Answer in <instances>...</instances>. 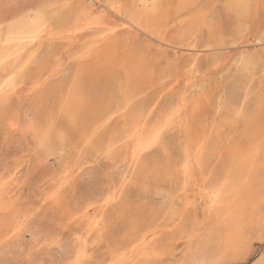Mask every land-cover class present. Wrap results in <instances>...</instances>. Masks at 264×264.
I'll return each instance as SVG.
<instances>
[{"label": "rangeland", "instance_id": "374dc122", "mask_svg": "<svg viewBox=\"0 0 264 264\" xmlns=\"http://www.w3.org/2000/svg\"><path fill=\"white\" fill-rule=\"evenodd\" d=\"M113 1L0 0V34L14 19L35 13L60 32L58 27L85 7L100 13ZM140 1L149 2L143 27L127 31V20L111 13L117 28L101 45L97 29L63 35L73 40L47 37L1 96L0 264H68L85 238L81 264H198L207 246L227 231L216 213L225 214L228 205L215 212L202 189L220 183H236L238 197L246 198L241 241L235 247L219 243L223 264H264V163L248 175L235 160L246 155L252 139L264 140V0H250L247 12L237 14L228 9L229 0H189L180 9L177 0ZM109 54L112 59H105ZM24 55L27 59L29 51ZM133 60L146 65L147 80L132 75ZM0 78L9 76L0 69ZM105 80L115 83L113 94ZM69 92L103 108L111 95L114 103L123 101L125 92L133 99L101 125L89 146L73 135L69 152L48 157L26 126L39 117L53 135H67L58 104ZM144 103L149 108L141 116L138 106ZM133 118L147 131L162 130L159 143L140 159L146 171L139 164L135 174L131 140L115 141ZM197 141L204 157L187 178L179 163ZM125 174L120 199L104 210L100 230L88 234L85 213L101 211L98 194L120 184ZM232 174L243 181L233 182ZM152 221L158 236L147 253L114 262V251L126 238Z\"/></svg>", "mask_w": 264, "mask_h": 264}, {"label": "bare ground", "instance_id": "6f19581e", "mask_svg": "<svg viewBox=\"0 0 264 264\" xmlns=\"http://www.w3.org/2000/svg\"><path fill=\"white\" fill-rule=\"evenodd\" d=\"M154 1H157L159 5L160 0H154ZM177 2H178L177 8L180 9L181 7H185L189 3V0H177ZM249 2L250 0H229L227 6L229 10H231L236 14L246 13L247 10L249 9V5H250ZM147 3L149 2L133 0V2L128 4L123 1L115 0L107 4L106 10H103L100 13H95L91 11L90 7L89 8L85 7V9L81 10V12L77 15L74 21H66L63 24H61L58 28L61 29L60 27H62L63 30H61L60 32H57V29H55L54 30L55 32H53V30L50 27H48L45 15L42 13H35L31 17L21 16L19 18L14 19L11 23H9L6 26V28H3L5 29L4 33L2 35L0 34V69L6 71L9 76V79L6 81L3 78H0V98L1 96H6L9 93V90L14 86L13 82L15 77L17 76L18 73H20L22 68L30 62L29 59L30 58L32 59L35 56L37 50L40 48L45 38L53 37L54 39H58V40H63V39L73 40L75 39L74 36L68 35V37L66 36L67 38H65V36L63 35L70 34L76 30L84 31L87 29L88 30L97 29L96 43L97 45L99 43H100L99 45H101V41L104 40L103 37H105L107 33L113 32L115 28H117L116 26H114V24H112L113 22H112L111 13L118 14L121 17H124V19L127 20L126 23H128V26L125 24L123 26L127 31H130L133 29V27H137V26L143 27L144 25L143 15L146 14L149 10ZM67 28H71L70 29L71 32L66 31ZM161 42H163V40ZM27 51H29V55H27L28 57L26 59V57H24L25 56L24 54ZM98 55L100 54L98 53ZM110 57H111L110 54L104 56L105 59H108ZM111 59L112 58H110V60ZM142 63L143 62L138 63V61L133 60L131 64L132 75L135 78L141 77L143 79L141 82L148 79V73L145 68L146 65H143ZM104 85H107L106 89L110 90L111 94L115 92L114 82H111L110 80L107 81L105 80ZM69 93L63 95L60 98L58 104L59 112L63 113L64 117L66 118L65 127H63V129H66L67 135H69L68 137L67 135H62V134L55 135L56 131L55 134L53 135L52 132L54 131L49 127L48 129L47 127H45L44 124L40 123L41 121L39 117L38 118L36 117L37 121L34 119L28 121L26 126L28 127L32 136L34 137L38 147L41 148L43 153L48 157L57 155L62 151L69 152V149H71L72 147L70 143L71 140H69V138L73 135L79 137V139L83 140V142L89 146L93 142L92 139L97 134L101 125H103L105 121L109 120L116 112H118L119 109L125 107L123 105L130 103L131 100L133 99L132 94L130 95L131 92H125L122 98L123 101H117L118 103H114L111 95V97L107 100L103 108V106L100 105L93 106L91 105V102L88 104L85 103L83 98H81L82 96L81 93L80 96L76 92H71L70 94ZM148 108L149 105L146 103L140 104L138 106V111L142 114L141 116H143L144 112H146ZM36 111L38 113V110ZM41 112L39 113L41 114ZM41 115L40 117H42ZM143 124L144 123L142 120L133 118L131 124L129 126H126L124 130L118 132V134L115 136V141L119 143L122 142V140L124 139L131 140L130 156L132 159V167L134 168L135 171L134 174L137 172L142 155L147 150L151 149L152 146L159 143L162 136L161 127L152 128L151 130L147 131L144 128H140ZM50 129L52 132L50 131ZM25 132H28L27 129L25 130ZM195 143L196 144L193 145H191L190 143V145L186 147L185 156L179 163L180 169H182L181 170L182 173L187 178L193 175V172L196 169V165L201 164L204 157V153L201 151L204 149L202 143L200 141L199 142L197 141ZM208 152L209 150H207L206 153ZM212 152L213 151L211 148L210 153L213 154ZM262 153H264V140L262 141L260 139L259 140L252 139L248 144V148L245 156L243 155V157H239L237 156L238 154L235 155L237 157V158L235 157L236 164L243 170V172L248 173V175L257 173L258 172L257 166H263L264 163V162H262L261 164L258 163L260 155ZM208 156L206 157L207 159L211 157ZM140 165L142 169L144 168V170L146 171L145 169L146 167H144V164L141 163ZM139 169L141 173H143L142 171L144 170H141V168ZM238 172H237V176L243 177V175H245L243 174L242 171L239 172V174ZM68 174L69 173H67L65 176H67ZM232 176H233L232 178H234L233 174ZM240 177L239 178L235 177L236 179H238V181L236 180L237 182L243 181L242 179H240ZM235 178L232 179L233 182L235 181ZM127 179H128V175L125 174L120 184L117 185L114 184L113 186L107 187L98 194L99 196L97 197L101 200L102 210L98 212H94L91 215L87 214L86 212L85 216L83 217V219L85 220L84 222L87 224L86 227L88 230V234L100 230V228L103 226L104 210L107 207H109L111 203L116 202L117 200L120 199L121 190L123 189ZM235 184L234 186H230L233 184L230 183V185H226L225 183L223 184L220 183L215 185L214 187H211V190L209 191H206L204 188H202L204 190L205 199L212 204V207L215 212L218 209L217 206L225 205V204L228 205L227 210L226 211L224 210L225 214H220L221 209H219V211H217L216 213V215L219 218H221L222 222L226 223L228 227L226 234L224 235V237H222L219 240V242L216 245L210 243L212 244V246L211 247H209V245L207 246L206 251L203 252L204 253L203 257L199 259L198 264H223L222 259H224L225 251L220 246L219 243L223 241L227 245L231 247H235L241 241L242 224L244 221V219L242 218V210L245 205V202H243V200L246 201V198L244 197L245 199H243L242 196L238 197V192L240 189H238L237 188L238 185ZM240 186L241 185H239V187ZM242 187L240 188L242 189ZM242 192L243 194L245 193L244 190L243 191L241 190V193ZM2 196L3 195H0V206L3 204ZM250 197L253 198L252 196ZM156 227L157 225L155 224V222L152 221L147 228L143 229V231L132 233L129 237L127 236L128 238H126V240L121 244V246H119V248L116 251H114L113 257L111 259L114 262L119 263L120 261L131 260L132 253L134 252H138L139 255H143L145 254V252L147 253L146 247L153 245L156 237L158 236ZM18 229L19 227L16 228L15 226L13 228V231H16ZM152 229L153 231H151ZM146 231H151L148 236L146 235ZM129 232L132 231L130 230L128 231V233ZM128 233L127 235L130 234ZM213 238L215 239L216 236ZM214 239L212 241L215 242ZM208 240L206 241L208 242ZM86 246H87V239L86 238L80 239L78 249H76L67 258L68 264H81L86 255V249H85ZM203 253H201V255Z\"/></svg>", "mask_w": 264, "mask_h": 264}]
</instances>
